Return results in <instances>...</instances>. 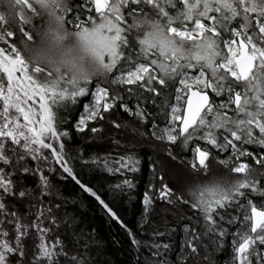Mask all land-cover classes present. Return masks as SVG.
<instances>
[{
	"label": "snow or ice",
	"instance_id": "1",
	"mask_svg": "<svg viewBox=\"0 0 264 264\" xmlns=\"http://www.w3.org/2000/svg\"><path fill=\"white\" fill-rule=\"evenodd\" d=\"M0 8V264H96L90 234L56 203L57 175L90 194L137 252L146 247L150 264H214L209 254L229 245L224 264H264V0H0ZM106 130L122 133L116 149L86 163L116 178L113 190L136 187L141 138L163 143L170 158L191 147L180 185L152 164L141 229L157 199L176 213L151 229L156 242L139 238L75 170L85 153L72 155L74 136ZM177 230L183 250L172 261Z\"/></svg>",
	"mask_w": 264,
	"mask_h": 264
},
{
	"label": "trees",
	"instance_id": "2",
	"mask_svg": "<svg viewBox=\"0 0 264 264\" xmlns=\"http://www.w3.org/2000/svg\"><path fill=\"white\" fill-rule=\"evenodd\" d=\"M0 10L3 9L0 8ZM37 23H39L38 20ZM85 102L87 101L82 98L80 101L81 107L73 109L76 115L82 111V105ZM117 115L121 120H129V116L122 110ZM127 132L131 134V129H127ZM121 134L120 131L106 130L103 136L88 139L86 136L77 133L71 142L74 149L72 155L78 156V151L76 150L79 149H83L85 155L78 156V159L74 163L75 170L86 182L94 185L100 192L104 193L106 199L111 201V204L118 210V214L128 224L129 228L137 232L139 238L143 240L151 239L153 242H156V237L152 236L151 229L153 227L160 228L161 223L165 219L176 220V213L174 210L167 208L166 202L157 199L155 211L152 213L148 225L144 230L141 229V220L144 216L143 197L146 192L151 193L149 184L153 181L152 164L154 162L157 165V171L166 172L161 164L163 159L167 162L171 161L170 167H175L176 164L180 166L183 160L191 158L192 150L190 147L189 149H185L179 158H170L163 143L141 138L139 143H134L135 150L139 153L143 162L141 171L135 174L136 187L131 191L113 190L109 186L117 183L116 178L99 167L86 163V161L90 155H102L105 152L115 150V140L119 139ZM214 171L216 170L214 169ZM212 174V172H209L202 174V176L208 177ZM51 179L54 190L59 194L56 203L61 204V213H66L69 217H75L78 230L90 234V247L92 250L88 255L96 264H137L138 259L144 261L145 264H150L148 249L145 247L137 252L135 245L132 244L123 227L110 218L98 202L90 197V194L83 192L75 180L59 175L53 176ZM174 181L166 180V182L180 185V183L178 184ZM180 213L181 216L187 213L188 217H191V212L187 209L181 208ZM153 220L155 223L152 222ZM71 227L70 223L69 230H71ZM160 230L162 231L163 228H160ZM169 236L173 247L167 255L170 260L176 261L183 250L184 235L182 231L177 230L174 233L170 232ZM231 238V235L227 237L229 241ZM229 251L230 245L226 250L210 253V260L214 264H224Z\"/></svg>",
	"mask_w": 264,
	"mask_h": 264
},
{
	"label": "rangeland",
	"instance_id": "3",
	"mask_svg": "<svg viewBox=\"0 0 264 264\" xmlns=\"http://www.w3.org/2000/svg\"><path fill=\"white\" fill-rule=\"evenodd\" d=\"M170 162H171L170 160H169V162H167L164 159L161 161V164L163 165V167L165 168V171L167 173V179L171 180V181L175 180L178 184L184 183L185 180L187 179V174H186L185 170L181 166H179L178 164H176L175 167H170V165H169V164H171ZM210 168H213V166L210 165ZM213 171H214V168H213Z\"/></svg>",
	"mask_w": 264,
	"mask_h": 264
}]
</instances>
